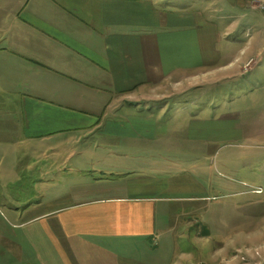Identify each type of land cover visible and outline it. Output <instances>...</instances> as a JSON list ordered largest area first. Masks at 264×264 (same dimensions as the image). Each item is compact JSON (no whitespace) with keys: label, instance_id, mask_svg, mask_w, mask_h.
I'll return each instance as SVG.
<instances>
[{"label":"crops","instance_id":"crops-1","mask_svg":"<svg viewBox=\"0 0 264 264\" xmlns=\"http://www.w3.org/2000/svg\"><path fill=\"white\" fill-rule=\"evenodd\" d=\"M189 1H0V11L13 19L27 11L35 20L29 38L20 22L14 23V36L8 35L10 27L0 29L6 45L0 47V264H157L153 257L143 263L142 257L128 255V242L169 238L198 220L191 215L195 208L169 213V203L206 196L199 191L165 195L185 189L155 183L163 169L146 159L168 140L207 135H182L176 127L170 133L153 107L134 103L156 101L154 108L164 115L165 99L189 88L184 80L196 79L189 84L196 86L218 71L248 70L253 61L245 51L252 42L248 31L239 52L216 64L215 23L223 22L231 36L257 11L248 28L260 31L264 0ZM255 56L264 60L260 50ZM164 82L174 84L171 91L157 90ZM11 93L18 100L8 101ZM9 129L14 135L5 141ZM85 139L93 143L82 149ZM18 140H28L27 151L51 143L52 154L68 163L67 180L27 184L19 175L10 176L22 169L6 158L18 159ZM3 143L11 148H2ZM64 144L70 148H61ZM138 157L144 159L133 162ZM10 179L21 185L8 188ZM30 222L39 224L12 231ZM234 249L225 252L227 264H250L236 261Z\"/></svg>","mask_w":264,"mask_h":264},{"label":"rangeland","instance_id":"rangeland-1","mask_svg":"<svg viewBox=\"0 0 264 264\" xmlns=\"http://www.w3.org/2000/svg\"><path fill=\"white\" fill-rule=\"evenodd\" d=\"M203 15L209 18L212 14ZM257 16V11L250 12L248 24L256 20ZM16 22L25 28L24 37L29 38L31 35L27 30H31L35 24L30 13L22 11L13 19L12 15L0 11V29L10 27L9 36H14ZM248 24L243 23L231 36L221 21L216 22L217 28H214L218 39L215 57L217 65L225 63L239 52L248 31L251 37L249 41L252 42L245 51L253 59L249 61L252 64L248 70L242 72L236 67L231 71L220 69L222 71H215L207 81L204 80L205 83L196 86H189L196 79L184 80L182 85L189 88L175 94L173 98L165 99L163 103L168 106L164 115H159L158 109L154 108L156 101L147 100L143 105L137 104L140 102L134 103L136 107H153V114L167 122V131L170 133L176 127L182 135H207L202 140H168L159 153L146 159L158 161L163 169L162 173L155 176V183L171 182L174 188L182 186L185 189L182 192H166L165 195H184L193 191L195 194V191H199L206 197L198 201L169 203V208L173 209L169 213H176L174 210L177 208V212L196 209L191 215L199 216L198 220L190 222L191 225L185 230L177 229L169 238L153 237L128 242V255L142 257L140 259L143 263L153 257L157 264H227L230 254L225 252L237 246L234 249L236 261L243 259L250 264H264V60H258L259 57L255 56L258 50L264 52V25L257 31L256 28H248ZM1 33L2 30L0 37ZM3 43L5 41L0 40V47L6 48ZM10 47L16 48L13 45ZM255 63L258 64L252 69ZM173 85L164 82L157 90L162 87L163 92L168 89L171 91ZM2 95L0 88V114L4 112L1 108L4 100ZM18 98L11 93L6 99L16 101ZM7 135L5 141H12L10 136L14 133L11 129ZM15 143L18 159L13 154H8L6 158L10 166H22V169L20 174L10 176L19 175L20 182L27 184H60L67 180L63 172L68 163L63 161V157L52 154L56 148L51 143H45L52 147L50 151L43 144L37 145L34 151H27L28 140ZM92 143L91 139H85L81 148H88ZM2 148L10 149L11 145L3 143ZM61 148L70 147L64 144ZM143 159L133 158V162H141ZM49 167L51 170L54 167L56 172H49ZM20 185L10 179L7 187L16 188ZM24 191L29 195L30 189L27 186ZM38 224L30 222L25 227L12 228V231L25 230ZM45 239L47 243L50 242L49 238ZM169 239L173 245L168 244Z\"/></svg>","mask_w":264,"mask_h":264}]
</instances>
